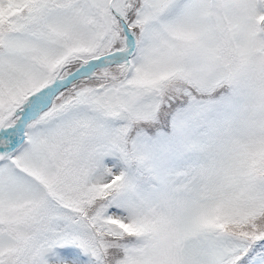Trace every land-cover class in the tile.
Listing matches in <instances>:
<instances>
[{
  "label": "snow or ice",
  "instance_id": "6c2138e0",
  "mask_svg": "<svg viewBox=\"0 0 264 264\" xmlns=\"http://www.w3.org/2000/svg\"><path fill=\"white\" fill-rule=\"evenodd\" d=\"M0 264H264V0H0Z\"/></svg>",
  "mask_w": 264,
  "mask_h": 264
}]
</instances>
